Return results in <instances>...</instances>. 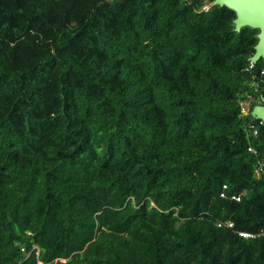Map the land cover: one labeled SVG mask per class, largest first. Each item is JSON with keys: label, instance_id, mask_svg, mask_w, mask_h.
I'll return each mask as SVG.
<instances>
[{"label": "trees", "instance_id": "trees-1", "mask_svg": "<svg viewBox=\"0 0 264 264\" xmlns=\"http://www.w3.org/2000/svg\"><path fill=\"white\" fill-rule=\"evenodd\" d=\"M212 1L0 0V264H264V59Z\"/></svg>", "mask_w": 264, "mask_h": 264}, {"label": "water", "instance_id": "water-1", "mask_svg": "<svg viewBox=\"0 0 264 264\" xmlns=\"http://www.w3.org/2000/svg\"><path fill=\"white\" fill-rule=\"evenodd\" d=\"M212 5L226 6L235 12L234 29L239 31L243 26L258 29L254 53L249 60L257 62L264 59V0H213ZM260 104L252 107L253 117L264 121V97Z\"/></svg>", "mask_w": 264, "mask_h": 264}, {"label": "built area", "instance_id": "built-area-1", "mask_svg": "<svg viewBox=\"0 0 264 264\" xmlns=\"http://www.w3.org/2000/svg\"><path fill=\"white\" fill-rule=\"evenodd\" d=\"M253 63H254V62L251 61V63H250V67L253 66ZM261 74H264V71H263V70H261ZM256 104H260V103H256ZM242 105H243L242 111L246 114V113H247V109L245 108V106L248 105V102H245V104H242ZM262 122H264V121L261 120L260 123L262 124ZM251 127H252L251 125L248 126V128H251ZM252 133H253V134H256V133H257V130H256V129H252ZM249 149H250L251 151L255 152V150H253V149H251V148H249ZM263 169H264V158H263L262 160L258 161V164H257V166H256L255 169H254V172H255V174H256L257 176H259V175L263 172ZM225 189H226V185H223V186H222V190L220 191V196H221V197H225V196H226V193H225V191H224ZM231 198H234V199H236V200L239 199V197H238V196H235V195H232ZM226 224L230 227L232 223L228 222V223H226ZM217 225L220 226V225H221V222H218ZM240 234H242V235H244V236H250V235H252V234H250V233H246V232H240ZM253 235H254V234H253Z\"/></svg>", "mask_w": 264, "mask_h": 264}, {"label": "clouds", "instance_id": "clouds-1", "mask_svg": "<svg viewBox=\"0 0 264 264\" xmlns=\"http://www.w3.org/2000/svg\"><path fill=\"white\" fill-rule=\"evenodd\" d=\"M262 103V102H261Z\"/></svg>", "mask_w": 264, "mask_h": 264}, {"label": "rangeland", "instance_id": "rangeland-1", "mask_svg": "<svg viewBox=\"0 0 264 264\" xmlns=\"http://www.w3.org/2000/svg\"><path fill=\"white\" fill-rule=\"evenodd\" d=\"M263 61V60H262Z\"/></svg>", "mask_w": 264, "mask_h": 264}]
</instances>
